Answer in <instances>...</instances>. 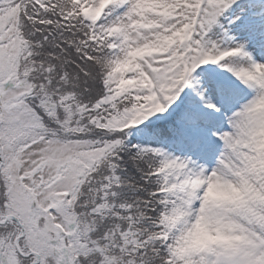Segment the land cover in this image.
<instances>
[{
  "label": "snow or ice",
  "instance_id": "snow-or-ice-1",
  "mask_svg": "<svg viewBox=\"0 0 264 264\" xmlns=\"http://www.w3.org/2000/svg\"><path fill=\"white\" fill-rule=\"evenodd\" d=\"M0 264H264V0H0Z\"/></svg>",
  "mask_w": 264,
  "mask_h": 264
}]
</instances>
